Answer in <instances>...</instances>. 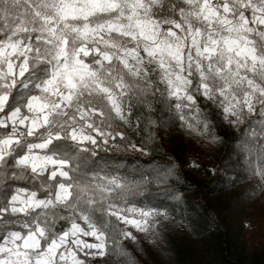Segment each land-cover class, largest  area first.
<instances>
[{
    "label": "snow or ice",
    "instance_id": "6c2138e0",
    "mask_svg": "<svg viewBox=\"0 0 264 264\" xmlns=\"http://www.w3.org/2000/svg\"><path fill=\"white\" fill-rule=\"evenodd\" d=\"M217 123L244 128L229 186L255 179L250 201L264 190V0H0V264L161 251L172 216L133 201L176 165L125 175L96 149L142 130L128 146L167 157L149 147L157 128L214 144Z\"/></svg>",
    "mask_w": 264,
    "mask_h": 264
},
{
    "label": "trees",
    "instance_id": "16d2710c",
    "mask_svg": "<svg viewBox=\"0 0 264 264\" xmlns=\"http://www.w3.org/2000/svg\"><path fill=\"white\" fill-rule=\"evenodd\" d=\"M121 130L125 131L128 139L120 141L117 138L116 146L111 141L108 145L101 142L96 149V159L101 165L108 162L113 169H119L125 175L137 168L153 167L150 163L153 159H170L176 165V174L167 184L150 186L153 195L147 199L137 197L133 202L144 207L167 210L171 216L177 217L183 230L176 233L171 229V223L167 224L163 239L159 242L161 251H154L145 242L143 252L137 253L136 247L129 242L128 247L136 255L139 264H201L199 250L215 264H234L219 256L212 245L229 246L237 235L253 231L250 227L252 219L264 218V190L257 192L250 201L242 195L256 183L255 179L229 186V175H242L240 143L243 126L240 129L226 127L227 147L224 150L222 138L212 144L189 135L178 126L170 130L157 128L154 142L149 143V147L159 148L168 154L167 157L155 154L148 157L132 150L129 143L139 145L146 134L142 130L139 135L130 129ZM191 159L209 166L211 175L207 177L190 172L188 164ZM163 189L171 191L172 196L159 194ZM64 226L63 223L60 225L61 228ZM175 235L181 237V246L173 244ZM251 257L253 264H264V240H258L256 236ZM111 260L109 258L103 264H109ZM97 264H100L99 260Z\"/></svg>",
    "mask_w": 264,
    "mask_h": 264
},
{
    "label": "rangeland",
    "instance_id": "374dc122",
    "mask_svg": "<svg viewBox=\"0 0 264 264\" xmlns=\"http://www.w3.org/2000/svg\"><path fill=\"white\" fill-rule=\"evenodd\" d=\"M131 130V129H130ZM220 137L222 138V149L227 147L226 138V127L217 123L215 129ZM132 131V130H131ZM139 135V134H137ZM198 166H193V165ZM188 170L197 175H211V169L209 166L198 162L195 159H191L188 164ZM173 222L171 223V229L175 230L176 233L182 231V225L179 223L176 216H172ZM246 221H250L246 219ZM250 227L253 231H248L245 234H239L236 236L235 241L229 246L224 247V245L214 243L212 246L217 254L221 257L227 258L231 263L234 264H253L251 251L252 244L255 242V236L258 240H264V218H255L250 221ZM174 232V233H175ZM254 236V237H253ZM173 244L175 246H181L182 240L179 235H175L173 239ZM199 260L201 264H215L212 259L199 250Z\"/></svg>",
    "mask_w": 264,
    "mask_h": 264
}]
</instances>
